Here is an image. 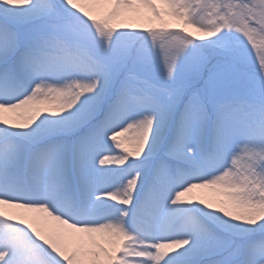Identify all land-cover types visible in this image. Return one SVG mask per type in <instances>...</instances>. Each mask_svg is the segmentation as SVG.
I'll return each mask as SVG.
<instances>
[{"label": "snow or ice", "instance_id": "6c2138e0", "mask_svg": "<svg viewBox=\"0 0 264 264\" xmlns=\"http://www.w3.org/2000/svg\"><path fill=\"white\" fill-rule=\"evenodd\" d=\"M0 264H264V0H0Z\"/></svg>", "mask_w": 264, "mask_h": 264}, {"label": "rangeland", "instance_id": "374dc122", "mask_svg": "<svg viewBox=\"0 0 264 264\" xmlns=\"http://www.w3.org/2000/svg\"><path fill=\"white\" fill-rule=\"evenodd\" d=\"M100 15V14H99ZM104 15V14H103ZM103 15H100L101 16V18H103ZM189 31H194V29H191V30H189ZM196 35H202L201 33H196ZM203 192H204V194L206 195V196H208L209 198H212V197H215L216 196V193L213 191V190H211V189H208V190H203ZM53 224H56V222L55 221H52V225Z\"/></svg>", "mask_w": 264, "mask_h": 264}, {"label": "bare ground", "instance_id": "6f19581e", "mask_svg": "<svg viewBox=\"0 0 264 264\" xmlns=\"http://www.w3.org/2000/svg\"><path fill=\"white\" fill-rule=\"evenodd\" d=\"M105 12H106V9L103 8V7H101L100 10H99V14H100V15H103ZM189 30H191V28H189ZM48 227L56 228V227H58V225H57V224H53V225H52V221L49 220V221H48Z\"/></svg>", "mask_w": 264, "mask_h": 264}]
</instances>
